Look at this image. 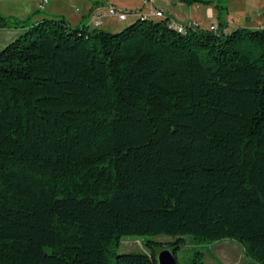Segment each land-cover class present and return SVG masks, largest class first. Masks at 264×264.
Masks as SVG:
<instances>
[{
    "label": "trees",
    "instance_id": "obj_1",
    "mask_svg": "<svg viewBox=\"0 0 264 264\" xmlns=\"http://www.w3.org/2000/svg\"><path fill=\"white\" fill-rule=\"evenodd\" d=\"M219 26L51 15L0 49V264H158L114 248L161 234L264 264V26Z\"/></svg>",
    "mask_w": 264,
    "mask_h": 264
},
{
    "label": "rangeland",
    "instance_id": "obj_2",
    "mask_svg": "<svg viewBox=\"0 0 264 264\" xmlns=\"http://www.w3.org/2000/svg\"><path fill=\"white\" fill-rule=\"evenodd\" d=\"M95 1V0H93ZM102 7H107L109 5L115 4V7L119 11L127 12L129 15L125 20L116 21L115 24H112L110 27L111 30L108 31H119L123 27L129 25L133 21L131 19L134 15L144 14L148 11L151 6H158L163 9L164 12H178L179 14L188 17L190 12L192 13V18H196L200 21V28L209 29V23L211 19L206 14V5L205 4H177V0H97ZM170 3V4H169ZM219 4L224 6L221 15L218 9L212 4L214 9V19L221 21L222 25L230 22L229 19H235L238 17L237 11L239 6L242 5L240 0H220ZM126 5V6H124ZM190 8V9H189ZM137 12V13H133ZM115 18V17H110ZM186 20L188 18H185ZM189 20L186 21V23ZM121 23V26L120 24ZM114 25V26H113ZM100 28L105 29L103 25ZM178 236L171 235H144V236H124L118 246L114 248L115 254L117 253H126V252H136L149 250L151 248L147 246V243L150 242V245L154 247L156 253L160 250L158 245L167 243L168 241H173ZM186 238L184 244L176 250V264H187L192 257H200L203 264H260L257 261H253L248 258L243 250L241 245L231 239H222L210 242H196L190 239V236L185 235ZM167 248L166 246H164ZM113 256L110 257V261H113Z\"/></svg>",
    "mask_w": 264,
    "mask_h": 264
},
{
    "label": "crops",
    "instance_id": "obj_3",
    "mask_svg": "<svg viewBox=\"0 0 264 264\" xmlns=\"http://www.w3.org/2000/svg\"><path fill=\"white\" fill-rule=\"evenodd\" d=\"M42 1H45L44 6L43 8L39 9L37 6ZM240 1L242 2V5L239 6L237 11L238 17H236V21L235 19L230 18V22L226 23V25L221 27L219 26L222 31L228 32L239 27L258 28L264 26V0ZM177 4L183 5L184 3L180 0H177ZM99 6L103 5H101L97 0H1V20L5 19L10 22H17L28 18L29 19L28 23H25L22 26L13 24L0 26V49L25 32L29 25L40 21L43 17H49L51 15H61L71 25L84 24L90 28L94 27L90 22V17L92 11ZM112 6L115 7V4H112ZM153 11H160L165 17H169L171 20H174L180 24H190L192 26L198 27L200 26V21L195 17L192 18L193 12H190L188 17L173 11L169 12L171 15H168V12H164L161 7L150 5L149 10L144 12V14L151 15ZM206 14L211 19L209 27H217L218 21L214 19L215 13L211 5H206ZM185 18H188L187 20H189L187 23ZM136 19L137 15H134L131 21ZM116 21L122 20H119L116 17L103 18L101 23V25H103L105 28L103 30H111L108 27H110L112 24H115ZM119 24L121 26V23ZM100 26L98 28H100Z\"/></svg>",
    "mask_w": 264,
    "mask_h": 264
},
{
    "label": "built area",
    "instance_id": "obj_4",
    "mask_svg": "<svg viewBox=\"0 0 264 264\" xmlns=\"http://www.w3.org/2000/svg\"><path fill=\"white\" fill-rule=\"evenodd\" d=\"M1 1V0H0ZM45 1H42L38 4V8L41 9L44 6ZM129 14L124 11L117 10L114 6L109 5L107 7H96L91 14L90 22L94 27H99L102 23L103 18L105 17H116L119 20H125ZM151 15L155 16H163V13L160 11H153ZM172 25L179 31H182L184 29L185 24H180L175 22L174 20H171ZM211 30H215L216 26H210Z\"/></svg>",
    "mask_w": 264,
    "mask_h": 264
},
{
    "label": "water",
    "instance_id": "obj_5",
    "mask_svg": "<svg viewBox=\"0 0 264 264\" xmlns=\"http://www.w3.org/2000/svg\"><path fill=\"white\" fill-rule=\"evenodd\" d=\"M158 264H176V258L169 249H162L157 254Z\"/></svg>",
    "mask_w": 264,
    "mask_h": 264
}]
</instances>
